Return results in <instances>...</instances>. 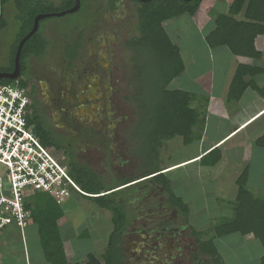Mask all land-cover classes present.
<instances>
[{"label": "trees", "instance_id": "obj_1", "mask_svg": "<svg viewBox=\"0 0 264 264\" xmlns=\"http://www.w3.org/2000/svg\"><path fill=\"white\" fill-rule=\"evenodd\" d=\"M112 1L109 7L113 9ZM131 1L137 6L135 10L138 19L137 35L130 41V45H127L134 50L143 49L144 54V57L142 55L140 57L144 59L143 68L145 70L136 75L132 74V77L135 81L133 82L135 92L137 94L144 92V95H147L144 103L138 107L141 114L136 126L143 127L137 136L145 147L144 153L141 152V158L144 157L145 162H148L151 157V160L157 159L159 146L168 140L181 137L182 143L189 145L195 139L193 128L200 119V113L191 106L192 94L190 92L172 90L169 87L170 82L183 73L184 65L179 49L171 42L163 23L182 16L193 17L202 0ZM74 4L75 0H61L57 5L48 3L46 0H0V36L8 27L7 6L14 11L18 23V31L8 49L9 65L0 67V73L12 72L17 46L31 31L36 16L65 12ZM79 12H81L80 7L75 14ZM239 14H242L243 19L238 21L236 16ZM67 15L69 14L60 17ZM54 17L56 16L41 19L38 30L24 43L19 58L21 74L29 58L39 59L45 55L49 42L42 35L41 24ZM210 17L214 28L205 36V42L209 47H227L234 55L246 58L255 59L260 56L255 51L254 39L264 33V0H232L226 13H210ZM80 39L79 37L67 50L66 56L71 61L78 56ZM132 61L133 69L140 70L138 60L136 61L133 57ZM148 67L152 69L147 70ZM260 72L261 70L256 67L239 65L229 86L228 101L238 100L247 87L256 90L264 99V88L257 87L253 80L245 81L246 77L252 78ZM10 82L8 79L0 80V84ZM21 85L25 87V82L21 81ZM34 120L31 116L29 122L33 124ZM35 134L52 155L56 153L53 149L54 151L60 149L59 143L53 142L52 145L48 133L42 129L37 128ZM255 145L258 148H264V135L255 140ZM220 159L219 149L213 148L200 158L199 163L205 167H213ZM72 163L69 164V175L85 195L72 192L71 188H68L69 193H75L82 199L92 202L97 209L107 211L112 222V231L108 236L104 254L98 257L93 253H88L83 264H121L120 244L123 232L129 225L130 215L125 202L120 201V194L112 193V190L133 180L123 179L119 180L117 185L107 186L88 169ZM145 170L143 177H151L149 179L153 181V184L162 189V195L167 194L168 201L165 200L167 205L187 220L188 206L180 197L173 194L170 178L159 169V165L145 167ZM247 170L245 168L235 181L237 193L233 216L219 220L207 232L190 228L199 253L213 259L216 264H224V262L215 246V238L231 234L249 235L261 243L264 252V198L257 197L246 187ZM60 205L43 193H35L26 203V209L31 214V224L36 227L38 245L47 264H67L58 227V221L64 215ZM80 236L84 237L85 233H81ZM259 264H264V253Z\"/></svg>", "mask_w": 264, "mask_h": 264}, {"label": "rangeland", "instance_id": "obj_2", "mask_svg": "<svg viewBox=\"0 0 264 264\" xmlns=\"http://www.w3.org/2000/svg\"><path fill=\"white\" fill-rule=\"evenodd\" d=\"M46 1L53 5H57L60 3L61 0ZM80 1L81 5L83 6L81 12L76 14L74 13L72 15L69 14L63 17H54L41 24V31L49 42L47 50L48 53L53 54L57 49L60 50L62 47H64L66 43H74L80 37V34L85 30L86 38L92 37L94 34H96V31L92 30L90 21L93 17H96V6L102 0H92L91 2H88L89 6L92 5V3H95L93 7L90 6L92 9V13L90 12L89 15L87 14L88 12L86 10L88 9V7L84 5L85 2L87 4V1ZM220 1L223 5L224 2L222 0ZM136 7L137 6L131 0H123L122 6L120 7V9H118L117 14H114V16L119 17V19L116 21V26L121 27L123 24H127V27H123L122 35H119L117 45L118 47H115L113 61L108 67L110 71L109 76L111 77L110 86L113 90L115 89L114 91H118V93L116 94L117 98L115 102L118 103L119 108L125 110L124 115H128V122L123 123L124 120H121L120 125L123 123L128 126L129 124L131 131L134 132L133 134H131V132L129 131L131 134L128 136L129 138L127 139V142H129V148H127V146H121V151L119 153V156L122 160H126L128 159V157L129 159H132L133 157L134 160L131 161H134V165L131 166V163L129 164V166L127 164H124V166L122 165L123 167H118L116 178H121L124 175L126 176V174H131L132 176L136 177L141 175L142 172L146 171L145 167L149 168L153 165L163 166L166 164H171L179 160L186 159L197 152V143L184 145L182 143L181 137H175L171 140L164 142L161 146H159V155L156 160H151V157L148 162H145L144 157L141 158V152L143 151L144 153L145 147L142 140L138 138L137 133L143 130V127H141L140 125H136L140 119L141 114L138 107L142 105V103H144L145 99L147 98V95H144V92H140L138 94L135 92V88L133 87V82L135 81L133 80L132 74L136 75L137 73H140L145 70L143 68V66H145V64L143 63L144 59L140 57L141 55L144 57V54L143 49L134 50L132 49V47L128 46L130 45V41L137 35L138 19L135 13ZM216 9L218 10V8ZM205 11L206 3L204 2L198 20L203 19ZM6 17L8 27L1 33L0 36V67H7L9 65L8 49L14 41L16 35L15 33L18 31V23L15 18L16 15L14 11L10 8V6H7L6 8ZM111 17L112 16L110 15V13L109 16L106 15V21ZM184 22L183 24H180L179 19H177L163 23V26H165L166 28L165 30H167V32H170L169 38L171 42L175 45L178 43L177 47L180 50L179 52H181L185 65L189 69L188 73L185 76H181L180 79H177V82H180L181 85H184L185 83L186 89H190L188 85L191 82L188 81V79L190 78L191 74L189 68L192 59L191 55H196L197 53L194 59H196L200 63L199 66L202 67L201 73H203L204 71V79L202 83H198L199 81L196 82L197 84L194 83L192 85V90L194 91V89H200L201 91H204V89L206 88L207 79L205 71L210 62L208 61L210 53L208 50L203 48L204 43L201 38L204 40L207 34L206 32H203L202 37H200L199 34H196V31L193 26H190L188 28V32L186 33L187 37L183 39L181 38L180 33L176 34L174 32V29L171 31L170 26L182 27L184 25ZM117 27L115 28L117 29ZM123 31H128V33L123 34ZM128 34H133V37L128 39ZM178 40L179 42H177ZM94 51L97 52L96 49ZM88 52L89 51L87 47H85L84 60L88 59ZM133 57L136 61L138 60L137 62L140 66V70L138 68H136L135 70L133 69ZM213 62L215 64L217 61H215L214 59ZM104 68L107 69V66ZM148 69L152 68L148 67L147 70ZM102 75L105 79L106 75H104L103 72L100 71L98 73V76ZM105 82H103L99 88L102 94L107 95V91L110 88L105 86ZM215 86L217 87V85ZM198 103L199 102H196V104ZM195 108L196 111L201 110L200 106L195 105ZM221 119L222 117L219 116L215 118L216 121H220ZM132 125L136 127H133ZM210 125L214 127V124L212 122H210ZM221 125H223V123ZM260 125L261 122H257L251 128H249V135L252 136L254 132L260 131ZM131 126L133 128H131ZM202 128L203 124L199 119L193 128V137L195 139L197 138V136H200V134H202ZM216 132V129L211 128L208 132V139H212L215 136L214 134ZM140 148L142 150H140ZM223 149V159L220 160V162H218L214 167L206 168L205 166H200L199 164L197 165L199 167L198 172L195 173L196 176L192 177V183L195 184V189L191 190V193L185 194L183 191V187H185L187 181L180 182V188H178L179 185H173L174 187L172 188V190L175 196L180 193V190L181 192H183L182 194L184 195V197L186 196V201L189 204L190 210H192L189 216V220L192 221L200 218V223L197 222V224L194 225V230L207 232V230L219 220L224 218H230L233 215L231 211L232 208L227 204V202H234L235 196L233 193L237 192L234 189V191L232 190L231 181L229 180L231 177H238L245 168L248 169L247 171L249 173L250 178V181L248 183L249 189H251V191L257 197L264 198V194H262L263 192H260L259 188L254 187V184H256V182L258 181V177L256 178L254 176L257 173V169H255L254 171V168L257 165L260 166L261 160H252L251 162L243 163L241 160H238L235 156H232L231 152H235V150L231 149V147L227 146ZM128 151L129 153L126 155L125 153ZM147 155L148 154H146V156ZM57 158L59 159L61 164L67 165L65 160L61 156ZM194 166L195 165H192L190 168L182 170H175L174 168L171 173L166 175L174 183V180L179 179L180 177H184L186 173L190 174L191 172H193L194 168L196 169V166ZM206 175H210L209 178L211 185H209L208 188H206V180L208 179H204V176ZM219 176L222 181L217 182H224L226 184H229L230 187L225 197L221 194L222 190H217L212 186L213 184H216L215 177L218 178ZM223 178L225 179V181ZM104 180L105 182L109 181V186L111 185V180L109 178H106ZM210 187L211 189H209ZM146 189L147 186L143 190ZM139 194L136 193L135 196H138ZM166 195H161L163 198L158 195L152 201V204L162 202V208L164 210L161 209L157 216L151 218L150 220L154 222L155 220H157V218H159L160 220H164L167 222L173 221V224L177 225L182 220H184V217L178 211H176L179 216L178 218H176V212L173 211V209H171L166 203V201H168ZM60 206L62 207V210L66 213V218L68 216L72 218L68 221L76 223L74 227L72 226L74 232L77 231V233H79L78 226L80 224V228L85 227L87 229V232L85 231L84 237L80 236V238L71 239L66 244L67 249L71 253L69 255L70 263L76 264L80 262L81 260L85 259L86 254L88 253H93L94 255L99 256L103 252L102 246L104 245V243H106L107 237L111 232L112 225L109 218V213L107 211L97 209L92 205V202L82 199L77 194H71L68 198V201L62 203ZM134 211L136 212V210ZM135 212L133 213L134 221L131 222L126 234L123 236L124 238L121 247L124 259L122 261V264H216L213 259L203 256L199 253L198 245L195 242V238L192 236L191 232L187 228H185L180 234H178L179 236L177 240H175V243L169 242V244L166 245L170 247V250L164 247L165 245L163 244L162 239L160 241H157V243L148 242V235L143 234L140 230L142 228L149 227L152 224L144 223L143 221H148V219L145 218L144 215H136ZM82 221L83 223H81ZM23 235L24 239L28 238V252L32 259L29 260V264H43V262H45L43 254L36 245V227L32 225V227L29 228V231L25 230ZM4 239H10L9 241L18 239L19 241L16 244L11 243L10 245H7V248H10L7 249L9 250L7 251L4 250L5 248H3L5 246L1 245V241ZM18 243L21 246L20 235L18 232L12 234H8L7 232H0V253L10 252L11 254L7 255L11 256L12 261L19 258L16 255L17 252L16 254H14L19 247ZM25 243L23 245L27 251V245H25ZM214 243L216 248L218 249L219 255L221 256L224 264H259L260 258L264 253L261 243L257 239H254L252 236L249 235L241 236L239 234H231L220 238H215ZM7 259L10 260V258ZM18 264H25V262L21 260L20 263L18 262Z\"/></svg>", "mask_w": 264, "mask_h": 264}, {"label": "flooded vegetation", "instance_id": "obj_3", "mask_svg": "<svg viewBox=\"0 0 264 264\" xmlns=\"http://www.w3.org/2000/svg\"><path fill=\"white\" fill-rule=\"evenodd\" d=\"M85 1L88 4L92 0ZM111 1L102 0L97 6L95 5L96 17L90 18L91 24L89 23L92 30L96 31L93 38H86V30L80 34L79 41L85 40L88 45H91L88 49V59L84 60L85 49L80 47L78 56L73 61L69 60L66 56L72 44L69 42L53 54L46 51L45 55L39 59L29 58L19 77L23 83L25 82L24 89L29 99L28 109L31 110L35 119L32 125L33 132L35 133L37 128L42 129L48 133L52 145L53 142H58L60 149L57 151L53 149V152L61 156L68 167L73 162L72 164L97 175L103 183L104 179L109 178L111 185H117L119 180L132 177L131 174H126L116 178L118 167H123L124 164L129 166L131 163V166L134 165V161H131L134 160L133 157L122 160L119 156L121 146L129 148L127 139L134 132L131 131L129 124L128 126L123 124L128 122V115H124L125 110L119 108L118 103L115 102L118 91H114L115 89L113 90L110 86L109 68L105 69L97 61L100 56L96 53L101 52L105 55L101 58L107 60L105 61L107 64H111L115 47H118L119 35H122L123 27H127V24L117 27L116 21L119 17L114 16L122 6L123 0H113V9L109 7ZM87 4L84 3L88 7L86 10L89 15L92 11L90 6L93 7L95 3L90 6ZM82 7L80 5V10ZM109 13L112 17L106 21L105 16H109ZM125 33L127 34L128 31H123V34ZM42 35L45 38L43 32ZM132 37L133 34L127 35L128 39ZM95 49L97 52L94 51ZM100 71L106 75L107 80L103 75L98 76ZM103 82L110 88L106 90L107 95L100 92L99 87ZM121 120L124 122L120 125ZM132 126L131 128L136 127ZM128 153L129 151L125 154ZM105 184L109 185V181ZM146 186L147 189L143 190ZM114 192L120 194V201L126 204L130 215L129 225L134 221V210L136 215H144L148 219V221L144 220V223L152 224L140 230L148 235V242L157 243L162 239L164 247L170 250V247L166 245L169 242L175 243L178 234L187 228L181 225L183 220L177 225L173 224V221L167 222L159 218L154 222L150 220L163 209L162 202L152 204L158 195H162V189L143 175L126 185L116 187L112 190V193ZM136 193L140 194L135 196ZM176 214L178 218V213ZM129 225L123 232V236Z\"/></svg>", "mask_w": 264, "mask_h": 264}, {"label": "crops", "instance_id": "obj_4", "mask_svg": "<svg viewBox=\"0 0 264 264\" xmlns=\"http://www.w3.org/2000/svg\"><path fill=\"white\" fill-rule=\"evenodd\" d=\"M222 1L224 2L223 5H222V2L220 0H202V3L200 5V7L198 8V11L195 13V15L193 17L182 16V17L177 18V19H179L180 24H183V22L185 21L184 25L182 27L181 26H170L171 31L174 29V32L176 34L180 33V36L183 39H185L187 37L186 33L188 32V28L190 26L191 27L193 26V28L196 31V34H199L200 37H202L203 32H206V34H208L214 28L212 19L210 17V13L211 14L212 13L213 14L214 13H220V14L226 13L231 2H232V0H230V1L222 0ZM204 2L206 3V11H205L203 19L198 20V17H200V11L202 9ZM216 8H218V10ZM236 19L238 21L243 19L242 14H239L238 16H236ZM164 28H165V26H164ZM166 32H167V30H166ZM167 33H168V36L170 37V32H167ZM201 40L204 43L203 48L208 50L210 53V57L208 60L210 62H209L208 66L206 68V71H205V75H207V79H206V88L204 89V91H201L200 89L199 90L194 89V91L192 90V85L194 83L197 84L196 83L197 81H199L198 83H202V81L204 79V71H203V73H201L202 67H200L199 66L200 63L196 59H194L195 56L197 55V53H196V55H194V54L191 55L192 59H191V63L189 66L191 74H190V78L188 79V81L191 82L188 85L190 89H186L185 83H184V85H181L180 82H177V79H180L181 76H185L189 71L188 67L185 65V62H184V59L182 57L181 52H180V56H181V59L183 61L184 71L181 75L174 78L169 84L170 85L169 87L172 90L177 89V90H184V91L190 92L192 94L191 106L195 110H196L195 105L201 107V110H199V113H200V120L203 124L202 134H200V136H197V138L194 139L192 142V143H197V152L195 154H193L192 156L186 158V159L179 160L177 162H174L171 164H166L163 166L159 165V169H161L162 172H164V174H169V173H171V171L174 168H175V170H182V169H186V168L188 169L192 165H195L196 169L194 168L193 172H191L190 174L186 173V175L184 177H180L179 179L174 180V183L170 179L171 189L174 187L173 185H175V186L179 185L178 188H180L181 187L180 182L187 181V184L185 185V187H183L184 188L183 191L185 194H189V193H191V190L195 189V184L192 183V177L196 176L195 173L198 172L199 167L197 165L199 164L200 166H202L199 163L200 158L205 153L210 151L211 149L218 148L220 151V154H221L220 160H222L223 156H224L223 155V152H224L223 148L229 146V147H231V149L235 150V152H231L232 156H235L238 160H241L243 163L251 162L252 160H261L260 166L257 165L254 168V171H255V169H257V173L254 176L256 178L258 177L257 178L258 181L256 182V184H254V187L259 188L260 189L259 191L263 192L262 194H264V148H258L255 145V140L257 138H259L260 136L264 135V124H263L264 123V99L261 96V94H259L256 90H254L251 87L245 88L242 95L239 97L238 100L229 102L227 99L228 93H229L230 83H231V81L234 77V74L236 72V69L239 65L256 67V68L260 69L261 72L259 74H256L252 78L246 77L245 81L248 82L249 80H253V82L255 83V85L257 87L264 88V33L256 36L254 39L255 51L258 52L260 55L258 58H255V59L236 56L227 47L211 48L205 43V39L203 40L201 38ZM177 42H179V40ZM177 44H176V46H177ZM89 45L85 40L83 42H80L81 48L85 49V47H87V49H89V47H91V45L90 46ZM96 55L100 56V58L97 59L98 63L101 64L103 67L107 66V68H108L109 64H107V62H105L107 60L101 58V57H105V55L101 52L96 54ZM214 59H215V61H217L215 64L213 62ZM215 85H217L218 88ZM196 102H199V103L196 104ZM201 104H203V105H201ZM31 116H32V113L30 110L29 111V121H30ZM218 116L222 117V119L220 121H216L219 119L215 120V118ZM210 122H212L214 124V127H212L210 125ZM257 122H261L260 131L254 132L252 136L249 135L250 132H248V129L251 128ZM222 123H223V125H221ZM29 124H31V126L33 125L30 122H29ZM211 128L216 129L217 132L214 134L215 136L209 140L208 139V137H209L208 132L210 131ZM199 137H200V139H198ZM222 150H223V152H222ZM53 156L57 160H59L57 158L59 156L56 153ZM206 168H208V167H206ZM254 171H253V173H254ZM69 172H70V169H69ZM143 173L144 172H142V174ZM142 174L139 176H136V177L132 176V177H130V179L135 180V179L139 178L140 176H142ZM257 174H258V176H257ZM209 177H210V175L204 176V179H208V180H206V188H208L209 185H211ZM236 179H237V177H231L229 181H231L232 186L231 185L230 186H231L232 190L234 189L237 192V186L235 183ZM217 181H222V179H220V176L218 178L215 177L216 184H213L212 186H213V188H215L217 190H222L221 194L225 197L226 193L228 192V190L230 188L229 184H226L223 182L225 184L224 185L222 182L218 183ZM224 181H225V179H224ZM249 181H250V178H249V173H248L247 179H246V187L248 188V190H250V192H252L251 189H249V187H248ZM211 187L209 189H211ZM204 189H205V186H204ZM72 192H74V190ZM182 193L183 192H181V190H180V193L177 196L180 197L183 200V202L188 206V217H187V220L184 219L182 221L181 225H184L190 231V228H194V225L197 224V222L200 223V218L197 220H192V221L189 220V216H190L192 210H190L189 204L186 201V196L184 197V195ZM71 194L75 195V193H70V195ZM81 194H84V193H82V191H81ZM233 194L236 197V193H233ZM235 197H234V199H235ZM67 201H68V199H67ZM227 204L232 208L231 211L233 214L234 202L229 201V202H227ZM100 210H103V209H100ZM66 216L67 215L64 212L63 217L58 221V227H59L60 234H61L62 240H63V248H64L66 258H67V264H71L69 261V255L71 253L67 249L66 244L71 239L80 238L79 237L80 232L85 233V231L87 232V229L85 227L80 228L81 227V224H80L78 226L79 233H77V231L74 232L72 226L74 227L76 225V223L69 222L68 220H71L72 218L70 216H68L66 218ZM109 218L111 221L110 214H109ZM81 223H83V221ZM111 225H112V222H111ZM31 227H32V224H30L27 227L26 231L27 230L29 231V228H31ZM15 231L19 233L20 240H21V246L18 243L19 247H18L17 251H15V253H14V254H16V252H17L16 255L19 258L12 261L11 256L7 255V254H11V253L10 252H3V253H0V264H18V262L20 263L21 260L24 261L25 264H29V260H32L30 254L28 252V238L24 239L23 238L24 235L22 236L20 234V232L18 231V229L15 227H12V226H9V227H6V228L0 230V232H7L8 234L16 233ZM111 231H112V227H111ZM110 233H109V235H110ZM123 238L121 241V245L123 243ZM107 239H108V237H107ZM9 240L10 239H4L1 241V245L5 246V247H3V248H5L4 250L10 249V248H7V245H10L11 243L16 244L19 241L18 239H14L13 241L11 240L12 242ZM24 243H25V245H27V251L23 245ZM106 243H107V240H106ZM106 243H104V245L102 246L103 252L98 257H101L104 254L105 249H106ZM36 245L41 251V248L38 245L37 241H36ZM121 245H120V249H121L122 261H123L124 257H123ZM7 251H9V250H7ZM21 251H22V256H21ZM7 258H10V260H8ZM84 261H85V259L81 260L80 262H78L76 264H83ZM43 264H47V263L43 262ZM121 264H122V262H121Z\"/></svg>", "mask_w": 264, "mask_h": 264}, {"label": "built area", "instance_id": "obj_5", "mask_svg": "<svg viewBox=\"0 0 264 264\" xmlns=\"http://www.w3.org/2000/svg\"><path fill=\"white\" fill-rule=\"evenodd\" d=\"M29 99L21 79L0 84V230L12 226L23 236L32 223L26 203L35 193L62 204L68 188L81 193L29 124Z\"/></svg>", "mask_w": 264, "mask_h": 264}, {"label": "water", "instance_id": "obj_6", "mask_svg": "<svg viewBox=\"0 0 264 264\" xmlns=\"http://www.w3.org/2000/svg\"><path fill=\"white\" fill-rule=\"evenodd\" d=\"M79 7H80V1L75 0L74 6L65 12H61L58 14H51V15L36 16L33 20V27L31 29V31L19 42V44L17 46V51H16L15 57H14V64H13L14 66H13L12 72L0 73V80L1 79L15 80L19 77V75H20L19 58H20L21 49H22L24 43L38 30L39 21L41 19L49 17V16L60 17V16L65 15V14H72V13L77 12Z\"/></svg>", "mask_w": 264, "mask_h": 264}, {"label": "clouds", "instance_id": "obj_7", "mask_svg": "<svg viewBox=\"0 0 264 264\" xmlns=\"http://www.w3.org/2000/svg\"><path fill=\"white\" fill-rule=\"evenodd\" d=\"M19 79H20V77H18ZM10 81H12V80H10ZM22 81V80H21ZM25 88V87H24ZM149 178H151V177H147L146 179H149Z\"/></svg>", "mask_w": 264, "mask_h": 264}]
</instances>
